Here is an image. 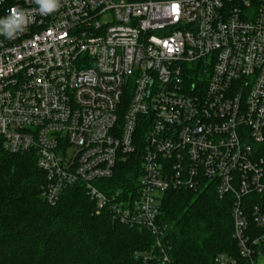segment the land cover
I'll return each instance as SVG.
<instances>
[{"label":"built area","instance_id":"obj_1","mask_svg":"<svg viewBox=\"0 0 264 264\" xmlns=\"http://www.w3.org/2000/svg\"><path fill=\"white\" fill-rule=\"evenodd\" d=\"M58 5L41 14L35 0H0V19L16 8L27 20L0 35L3 148L36 153L49 203L82 183L97 213L150 230L159 247L165 192L213 184L234 197L236 243L213 264H264V0ZM140 131L138 188L107 195L94 182L136 152Z\"/></svg>","mask_w":264,"mask_h":264},{"label":"trees","instance_id":"obj_2","mask_svg":"<svg viewBox=\"0 0 264 264\" xmlns=\"http://www.w3.org/2000/svg\"><path fill=\"white\" fill-rule=\"evenodd\" d=\"M138 137L136 152L117 163L114 175L94 182L107 195L130 196L138 188L145 134ZM258 150L264 159V143ZM45 184L34 151L11 153L0 143V264H143L144 254L153 256L149 264H163L164 252L170 264H213L221 252L236 254L234 197L220 196L213 184L165 192L162 247L150 230L116 221L107 209L97 213L82 183L67 187L55 204L42 196Z\"/></svg>","mask_w":264,"mask_h":264},{"label":"clouds","instance_id":"obj_3","mask_svg":"<svg viewBox=\"0 0 264 264\" xmlns=\"http://www.w3.org/2000/svg\"><path fill=\"white\" fill-rule=\"evenodd\" d=\"M35 3L39 5L41 14H49L59 7L58 0H35ZM9 11L10 15L0 19V35H4L6 39L11 40L25 30L27 20L24 12L18 11L16 8Z\"/></svg>","mask_w":264,"mask_h":264}]
</instances>
